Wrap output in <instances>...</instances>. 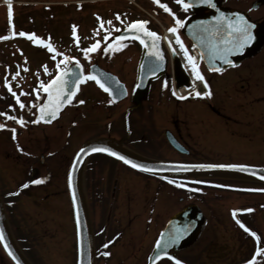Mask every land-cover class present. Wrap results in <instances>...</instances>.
<instances>
[{
	"label": "flooded vegetation",
	"instance_id": "flooded-vegetation-1",
	"mask_svg": "<svg viewBox=\"0 0 264 264\" xmlns=\"http://www.w3.org/2000/svg\"><path fill=\"white\" fill-rule=\"evenodd\" d=\"M47 2L0 0V14L8 13L11 5L12 13L17 14L12 26L26 32L18 27L17 20L22 18L19 23L31 24L21 14L27 8L37 10V7L45 13L51 5L60 6L54 3H63L67 10L71 3L79 8L86 2L92 9L88 16L94 22L92 37L95 38V32L100 36L90 45L97 41L100 45L98 57L89 56L93 58L91 63L85 65L80 60L83 73L87 76L90 66L97 65L122 83L125 95L112 101L92 79H86L56 118L35 122L37 108L47 95L41 84H47L71 59L65 61L55 40L46 35L43 27L44 33L39 36L54 51L18 34L0 39V114H7V117L0 115V124L5 125L0 128V201L8 233L28 264H76V236L67 178L75 153L87 141L102 140L146 159L264 166V0H213L215 8L192 0L193 6L188 9L176 0H161L171 12L154 0H53L49 1L50 5ZM219 13L228 19H235L239 13L252 25L251 42L242 51L227 53L231 64L220 58V52L206 61L197 48L221 45L218 41L223 36L210 38L211 27L218 23L212 17ZM175 18L184 21L175 35H179L184 49L196 58L204 81L193 84L181 64L168 57L161 34L174 26ZM136 20L147 21L145 27L159 35L163 56L159 61L161 66L156 56L151 58L156 62L157 75L148 77L141 87L135 85L143 61V44L124 38V46L119 47L120 42L115 38L121 29ZM204 21L208 23L201 24ZM40 23L45 27L46 18L42 17ZM219 23L226 27L225 22ZM67 25L73 40V26L76 31L79 24L70 20ZM109 45L118 50L105 51ZM24 47L32 52L23 54ZM192 48L197 55L191 53ZM100 56L103 61L99 60ZM216 68L221 71H215ZM205 81L208 88L204 87ZM88 84L97 90L86 88ZM181 86L188 90L185 96L176 94ZM254 89L257 91L253 92ZM194 90L210 91L211 95L198 97ZM208 101L213 102L209 103L210 109L221 121L205 113ZM98 112L105 117L104 133L80 142V124H100L103 119ZM21 117L23 123L18 122ZM228 118L233 120L232 124L225 121ZM168 135L176 139L180 149L169 142ZM207 135L217 139L215 150L207 148L203 140ZM176 154L188 159H174ZM32 180L42 182L29 183ZM25 184L27 187H21ZM176 185L193 200L188 204L197 206L198 228L176 249L170 250L173 257L182 264H245L255 255L253 264L257 260L258 264H264V252H256L257 248L264 249V238L260 240L258 235L261 231L264 234V191H261L264 182L236 176L148 173L104 152L86 156L79 173L90 229L92 264H148L159 231L175 213ZM199 206L208 212V207H218L221 212L203 214ZM244 209L251 211H237L233 215V210ZM252 232L256 233L255 237ZM105 251L109 254L104 255ZM0 264H13L1 243ZM154 264H175V260L164 256Z\"/></svg>",
	"mask_w": 264,
	"mask_h": 264
},
{
	"label": "water",
	"instance_id": "water-1",
	"mask_svg": "<svg viewBox=\"0 0 264 264\" xmlns=\"http://www.w3.org/2000/svg\"><path fill=\"white\" fill-rule=\"evenodd\" d=\"M125 29V28H124ZM124 29L120 30L116 37L123 36L124 38L131 37L134 38V33H126ZM141 37L145 40V44H151V40L144 36L141 33ZM208 38V37H205ZM210 38H217L216 36ZM135 39V38H134ZM159 46V44H158ZM216 48L222 49L224 45H215ZM160 48V46H159ZM199 54L201 58L204 60L211 61L217 55V52L212 45L206 46H197ZM161 50V49H160ZM162 53V51H161ZM240 53V52H237ZM151 58H155V55L149 52V48L143 44V52L142 59L143 61L140 63V67L136 76V85L135 87H141L146 80L149 78H153L157 75V69L155 67L156 62L152 61ZM149 59V61H148ZM76 59L72 60L69 64H67V68H71L72 71L67 72V79L69 81L72 80L73 75H78L82 72V66L76 67ZM158 60V66H161V61ZM65 68H63L60 72H64ZM93 75L97 76L101 82L105 85L109 91H105L104 88H101L105 91L112 101H117L124 97V88L121 82L118 81L113 75H110L106 71L99 68L97 65H91L90 70ZM95 81V80H94ZM96 82V81H95ZM99 86V84H97ZM71 84L69 85V87ZM100 87V86H99ZM48 95V94H47ZM47 95L45 100L47 99ZM44 100V101H45ZM44 101L41 103L43 104ZM40 104V105H41ZM64 104L59 112L65 107ZM59 114V113H58ZM41 116L39 111V106L37 108V113L35 117V122H37V117ZM56 116H52L51 114H44L43 118L39 121L49 122L52 119L56 118ZM169 142L177 149H180L179 143L176 141L174 137H170L168 135ZM92 148H107L111 149L112 152H116L119 155L126 157L128 160H131L137 164L143 165L144 167L151 168L152 171H144L141 168L133 167L131 164L125 163L123 160L117 157L126 165L137 169L139 171L154 173V174H173L175 176H182L186 174H210V175H223V176H236V177H245L251 178L255 180H259L264 182V166L262 165H253V164H243V163H225V162H183V161H166V160H156V159H146L120 148H116L111 146L105 141L102 140H90L80 146L78 151L75 153L73 160L71 162L69 171H68V191L70 195L72 212H73V220L75 227V236H76V264H92V246H91V236L90 229L88 224V218L86 213V208L84 206L80 188H79V173L81 169V165L86 156L93 152H104L107 154H111L110 152L105 151H91ZM81 149H85L86 151L81 153ZM112 155V154H111ZM114 156V155H113ZM201 164H236L242 165V168H200L193 167V165H201ZM69 174H71V187L69 186ZM198 228V215H197V206L194 204H188L184 206L182 209L175 212L171 215L167 221L165 222L162 229L159 231L158 236L155 240L152 251L148 256V264H152L157 261L155 260V254L157 252H167L168 256L173 257L170 254V250L176 249L182 242L187 240L189 237L193 235V233ZM0 232L3 233V240H0V243L9 257V259L13 262V264H28L23 257L20 255L18 250L16 249L5 223L4 213L0 202ZM176 235H179V239L173 243L172 238ZM160 241L159 247H157V241ZM165 244L168 246L165 247ZM7 245V247H5ZM15 257V259L13 258ZM164 257V256H161Z\"/></svg>",
	"mask_w": 264,
	"mask_h": 264
},
{
	"label": "snow or ice",
	"instance_id": "snow-or-ice-1",
	"mask_svg": "<svg viewBox=\"0 0 264 264\" xmlns=\"http://www.w3.org/2000/svg\"><path fill=\"white\" fill-rule=\"evenodd\" d=\"M155 3L160 4L161 7H163L165 9V11H169L171 12V9L168 8V6L166 4H161V0H154ZM177 3L181 4V6L184 9H188L190 7L193 6L192 0H176ZM196 3H202V4H208L211 7L215 8V4L213 3V0H195ZM8 16H9V22L11 24V18H12V8L11 5H9L8 8ZM173 16L175 17V14L173 13ZM118 18V17H117ZM213 21H217L218 23L214 26L211 27V35L219 37V36H223L222 40H219V43H222L224 45V47L222 49L216 48L215 44L212 45V47L216 50L220 52V58L225 60L227 63L231 64L232 61L228 60L227 58V53L229 51L235 50V51H242L244 46L248 43L251 42V40L253 39L252 37V33H251V28L252 25L246 20V18L237 13L235 16V19H228L224 16L223 13H219L217 16H213L212 17ZM219 22H225L226 23V27L224 26L223 23H219ZM110 23V22H109ZM147 21H143V20H136V21H132L130 23L127 24L126 28L124 29V31L126 33H134V38L139 40L141 44H144L146 47L149 48V52L153 55H155L157 57L158 60H162L163 56L161 53V50L158 46L159 44V35L154 32L151 31L150 29H148L147 27H145L147 25ZM184 23L183 20L179 19V18H175V24L172 27H169L167 29L168 32L170 33H176L177 29L182 26ZM207 21L201 22V24H207ZM75 27L73 26V36H76V31H75ZM101 27H103V22H101ZM205 32H209L208 28L204 29ZM141 33H143L144 36L148 37L151 40V44H145V40L141 37ZM13 36L17 35V33L12 32L11 33ZM110 34V33H109ZM19 36L22 37H28L32 40L33 43H40L45 45L46 47L49 48L50 51H54L52 45L50 43H46L44 40H42L41 38L35 36V34L33 33H26V32H19L18 33ZM6 37H0V39H5ZM107 36H105V40H107ZM124 40L123 36H118L116 37V41L120 42L119 43V47H123L124 44L122 43V41ZM175 42L177 44H179L181 49H184V44L181 41L179 35L175 36ZM100 45V41H97L96 43L90 45L88 48H84L82 49L83 54L86 58H90L89 57V53L92 51H95L97 49V47H99ZM195 47V45H194ZM118 50V48H113L112 45H109L107 48H105V51L108 50ZM185 56L187 57L188 63L191 65L193 73L195 75V78L201 81H204V77L203 75L199 72L198 70V65L196 63V58L189 55L188 52L185 50ZM53 59H55V57H53ZM69 59H75V58H69V57H65V61L69 60ZM76 67L79 68L80 64L79 61H76ZM72 71L71 68H67L65 67V71L64 72H57V74L55 75V77L51 80L48 81L47 84H41V88L44 92H46L47 95V99L44 101L43 104L39 105V111L41 113V116L37 117V121H39L40 119L43 118L44 114H51L53 117L58 115L60 108L64 105V104H68L71 103L72 101V97L73 95L78 91V85L86 80V79H93L96 81L97 84H99V86L101 88H104L105 91H109L108 88L105 87V85L101 82V80L93 75L91 72H89L87 74V76H85V74L83 72L79 73L78 75L74 74L73 78L71 81H69L67 79V72ZM215 71H221V69L216 68ZM71 84V86L69 87V85ZM5 85L9 86V91H11V87L9 85V82L7 80H5ZM204 87L208 88V84L205 81L204 82ZM195 95L196 96H209L211 95L210 91H205V92H200V91H195ZM175 94V93H174ZM13 95H15V93H13ZM183 98V97H181ZM17 102L20 103L19 101V97H17ZM112 101H109V103H111ZM79 103H83V101H79ZM21 107H24L25 105L23 103H20ZM0 115H5L7 117L6 113H2ZM10 119H16V117H8ZM19 123H23V118L21 117L18 120ZM5 125L4 124H0V128H4ZM13 132H15V130L13 129ZM81 153L85 152V149H81L80 150ZM91 151H105V152H110L112 155L114 156H119V158L121 160H123L125 163L131 164L133 167L136 168H141L144 171H152L151 168L148 167H144L143 165L137 164L131 160H128L126 157L119 155L116 152H112L111 149H107V148H92ZM193 167H200V168H242L244 166L242 165H236V164H201V165H193ZM262 179H264V177H261ZM167 179V178H166ZM42 182L41 180H32L29 183H40ZM173 182V181H170ZM178 183V182H176ZM69 186L71 187V174H69ZM181 187H184L185 185L180 184ZM21 187H27V184L25 185H21ZM197 191H199V189H196ZM261 191H264V189H261ZM237 211H251L250 209H244V210H233V215L235 216ZM239 222V221H238ZM241 227H245L242 223H241ZM247 230V229H246ZM254 237L256 236L255 232L251 233ZM3 233L0 232V240H3ZM179 239V235H176L172 238V242L175 243L177 240ZM109 243H111V241H109ZM160 245V241H157V247H159ZM168 245L165 244V247H167ZM5 247H7V245H5ZM104 247H107V245H104ZM257 253L260 252H264V249L262 248H257L256 249ZM104 255H108V252H104ZM161 256H168L167 252H157L155 254V260H159L161 259ZM15 259V257H13ZM171 259L175 260V264H182V262L178 259H176L175 257H170ZM256 257L255 255L252 257V259L248 260L245 262V264H253V262L255 261ZM152 264H154V261L152 262Z\"/></svg>",
	"mask_w": 264,
	"mask_h": 264
},
{
	"label": "rangeland",
	"instance_id": "rangeland-1",
	"mask_svg": "<svg viewBox=\"0 0 264 264\" xmlns=\"http://www.w3.org/2000/svg\"><path fill=\"white\" fill-rule=\"evenodd\" d=\"M38 1V0H35ZM48 5H50L51 3H49V1H53V0H47ZM64 1V0H63ZM67 1V0H65ZM54 4H59L60 6L58 7H53L52 5L47 7L45 13H41L39 12L40 10L36 7L37 10H34V8H27L26 12L21 13L23 15V20L26 22V20H30L31 24L30 25H26L25 23H19L21 20L18 19V27L21 29H25L26 33H33L35 34V36L41 38L43 30L42 27L44 29V31L46 32V35H49L53 38V41L55 40L56 42V47L59 51V53L64 54L65 57H69V58H77L79 60H82V62H84L85 65H88L89 63L92 62L93 58H86L83 54L82 49L84 48H88L90 46V44L92 43V41L94 39H99L100 36L97 34L99 32H95V38L93 39L92 37V26L94 24V22L91 21V19L88 17L89 13H91L92 9L87 5V3H82L81 5H79V8H75V4L71 3L70 7L66 8L63 7L61 4L63 3H54ZM16 13H12V18H11V24L9 22V16L8 13L5 14H0V37H6V38H12L14 36L17 37V35H12V32H15L18 34L16 28H14L12 26V23L15 22V15ZM17 15V14H16ZM21 17V16H20ZM43 17V19L46 18V22L47 24L44 26H42V24L40 23L41 18ZM70 20H74L76 23L79 24L77 30H76V36H73V40L70 39V28L67 25ZM36 29V33L34 32V30H29L27 32L28 29ZM12 29V30H11ZM40 31V32H39ZM39 32V33H38ZM113 32V31H112ZM114 33V32H113ZM99 36V37H98ZM20 39V38H19ZM52 41V42H53ZM23 45L25 43H22ZM23 52V48H20ZM32 52L31 48H25L24 47V52L23 54L27 55L30 54ZM98 49H96V51H92L89 53V56H92V54L98 57L99 53ZM105 53V52H103ZM103 59L101 58V56L99 57V60ZM103 61V60H100ZM86 88H91L93 90H97V87L88 84L86 86ZM257 91L256 89L253 90V92ZM255 96H257V94H255ZM125 102V101H122ZM121 102V103H122ZM102 103V102H101ZM177 103V102H176ZM209 103H213L212 101H208L206 103V108H205V113L207 114L208 117L213 118L215 120L221 121L222 119L220 117H217L216 115H214V113L211 111ZM97 104V102H96ZM101 112H98V115L101 116ZM101 118L103 120L100 121V124H92V125H81L82 130H80L79 133V140L80 142L82 140H84L87 137H91V136H97V135H102L105 131V117L102 115ZM255 119V118H254ZM232 119L228 118L225 119V121L229 124H232ZM223 122V121H222ZM84 124V123H82ZM84 126V127H83ZM206 138V140L204 139ZM203 140L207 143V148H210L212 150H215L217 148L218 143L216 142L217 139L215 140L214 137L212 135H207L206 137H204ZM174 159H188L185 156H179V155H175ZM214 159V158H213ZM179 179H184L183 177H179ZM180 183H182V181H180ZM178 183V184H180ZM179 197H181V201L178 200ZM193 199V198H192ZM193 200H190L186 194V192L184 191V189L179 188L178 185L175 186V200H174V211H178L179 209H181L184 205L188 204L189 202H191ZM227 207V206H226ZM233 206H228L229 208H232ZM222 209H227L225 207H222ZM199 210L202 211L201 213L205 214V213H211V214H219L220 208L218 207H208V211H206V208L204 206H199ZM161 222V221H160ZM260 240L264 238V234L261 231V233L258 234ZM237 259H233L232 261H236ZM214 264H218V263H214ZM254 264H258V260L257 262H255Z\"/></svg>",
	"mask_w": 264,
	"mask_h": 264
},
{
	"label": "built area",
	"instance_id": "built-area-1",
	"mask_svg": "<svg viewBox=\"0 0 264 264\" xmlns=\"http://www.w3.org/2000/svg\"><path fill=\"white\" fill-rule=\"evenodd\" d=\"M170 41H171V40H170ZM171 43H172L173 47L176 48L175 44H174L173 42H171Z\"/></svg>",
	"mask_w": 264,
	"mask_h": 264
}]
</instances>
